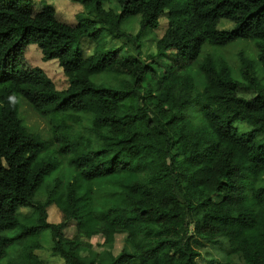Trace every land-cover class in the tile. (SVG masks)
Masks as SVG:
<instances>
[{
	"label": "trees",
	"instance_id": "obj_1",
	"mask_svg": "<svg viewBox=\"0 0 264 264\" xmlns=\"http://www.w3.org/2000/svg\"><path fill=\"white\" fill-rule=\"evenodd\" d=\"M77 1L87 15L68 22L49 2L0 0V257L16 240L8 264H46L35 249L48 227L59 258L50 264H196L194 241L214 236L226 241L218 264H264V83L255 73V61L264 69V0H117V10L105 0ZM163 12L155 50L141 56V33ZM134 14L131 32L121 20ZM221 17L232 25L217 27ZM82 37L101 39L85 54ZM238 38L253 42L256 57L240 49L233 71L223 57L203 53L201 81L153 58L173 49L181 63L205 43ZM29 43L56 59L65 88L26 56ZM101 71L114 81L94 79ZM242 85L251 91L239 93ZM18 94L44 115L50 138L24 123ZM81 115L92 136L70 130L68 120ZM62 159L71 167L65 181L54 177L44 197H34ZM51 202L56 221L46 218ZM21 205L31 214L21 216ZM68 217L106 243L123 230L128 247L83 257L90 242L62 232Z\"/></svg>",
	"mask_w": 264,
	"mask_h": 264
},
{
	"label": "rangeland",
	"instance_id": "obj_2",
	"mask_svg": "<svg viewBox=\"0 0 264 264\" xmlns=\"http://www.w3.org/2000/svg\"><path fill=\"white\" fill-rule=\"evenodd\" d=\"M34 6H39L42 2L51 3L58 17L65 21L73 22L76 19V15H87L85 9L81 6V4L77 0H32ZM105 5L117 10L118 2L117 0H105ZM164 14L163 12L160 14L158 18V24L154 27H148L144 30L140 35V55L144 56L149 52H154L155 50V38L161 34L162 28L164 26ZM138 25V16L137 14L128 15L121 20V26L131 32H134ZM217 27L229 28L232 25V21L221 17L218 19L216 23ZM100 39L96 41L90 40L88 38L82 37L80 39V44L82 46L83 53L89 52L93 45L100 42ZM122 40V38H121ZM127 40V39H126ZM133 43L132 40H127V44ZM126 46L124 44L122 47ZM243 50L245 53L255 58L256 47L253 42L249 39L238 38L235 40L228 41L224 44H210L205 43L201 50L199 51L197 57L193 60H188L184 62H177L176 53L173 49H167L165 52L154 56L153 58L160 63V65H165V63H175V66L171 69L175 73H189L193 79L196 81L203 80V75L197 64L201 60V55L203 53L216 54L217 56L223 57L230 64L233 71H237V66L239 63L238 51ZM25 54L30 59V61L34 64L40 65L46 73L52 79L56 88H65L67 85V77L61 71L60 66L58 65L56 59L49 58L43 59L41 58L40 52L34 43L27 44L25 48ZM255 73L258 76L259 80L264 83V69L258 61H255ZM93 78L100 81H114L113 75L108 71H101L93 74ZM237 91L239 93L247 94L251 90L246 86H239ZM18 100V113L21 115L24 123L28 128L37 131L41 136L50 138V129L48 122L44 115L37 111L29 101L23 97L22 95H17ZM71 123L70 130L72 132H81L82 134L92 136V133L89 132L87 127L88 118L84 115L76 119H69ZM239 128L248 127V125L243 122H236ZM93 138V137H92ZM52 145L55 142L51 143ZM71 172V167L64 159L61 160V163L58 164V167L54 169L45 180H43L39 186H37L34 197H44L46 193V188L51 186L54 177H57V182L60 184L65 181V176ZM71 176V175H70ZM68 175V177H70ZM213 197L219 198L221 197L220 193H214ZM47 215L46 218L48 220L56 221L59 218L58 208L57 206L51 202L47 205ZM32 212L30 206L21 205L18 207V213L21 216H28ZM61 230L65 235H71L75 232H79L80 237L82 239H87L90 242V248H81L79 250L81 256L83 257H93L95 259L104 258V256L108 254H115L120 248L127 246L128 242L125 240V231L117 230L113 233V238L110 243H106L103 241L104 236L102 232L96 231L89 235H86L83 231H81L76 224L75 218H67L64 220V223L61 224ZM16 231V228H6L3 232L7 234H12ZM39 241L41 242V246L36 248L38 256L44 261L46 264L50 263H58L59 258L57 255H54L50 251V245L52 243L50 231L48 227L42 228L38 233ZM196 248L199 253L196 257V264H218L219 261H222L224 258L225 245L226 241L220 236L214 237H197L194 241ZM19 243L15 240L8 244L6 248V252L0 257V264H8L11 259H15L17 256V252L19 250ZM236 260V258H235ZM228 264H233L232 260L228 262Z\"/></svg>",
	"mask_w": 264,
	"mask_h": 264
}]
</instances>
